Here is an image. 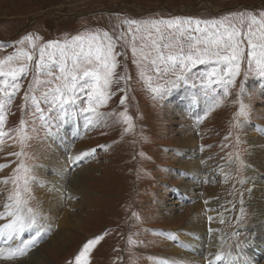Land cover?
<instances>
[{"label":"rangeland","instance_id":"rangeland-1","mask_svg":"<svg viewBox=\"0 0 264 264\" xmlns=\"http://www.w3.org/2000/svg\"><path fill=\"white\" fill-rule=\"evenodd\" d=\"M231 32L245 39L239 72L226 95L222 61L190 66L182 74L179 67L161 74L151 64L153 42L161 47L171 42L172 48L163 49L167 54L180 50L178 41L187 52L189 34L204 39ZM249 33L252 43H264V0H0V69L27 67L17 79L0 76V131L7 139L14 128L17 142L0 140V213H5L0 225L14 218L7 212L19 209L27 217L33 213L29 208L38 207L36 177L40 171L44 177L55 175L45 164L50 136L57 138L76 121L78 135L69 136L72 149L64 152H90L81 160L86 167L83 194L66 200L46 227L38 222V229L20 234L23 248L22 241L39 230L37 243L16 255L23 261L28 251L40 249L45 258L37 264H75L84 243L99 236L86 264H164L169 253H176L172 260L194 255L198 259L186 264H206L202 256L210 243L203 238L198 245L197 237L186 241L191 235L184 226L200 204L205 233L215 227L214 217L223 212L228 216L226 240L218 250L232 247L235 254L237 243L247 251L253 249L251 242L264 245V220L255 226L252 203L254 179L259 177L264 186V50L249 48ZM81 40L85 49L94 40L113 46L117 67L104 104L89 99L93 78L78 72L75 87L70 78L64 79ZM61 49L68 55L62 56ZM85 55L77 63L92 68L83 65ZM213 70L217 75H211ZM120 76L125 79L118 80ZM150 83L163 85L162 95L153 93ZM250 139L262 151L261 160ZM74 164L78 166L66 163L71 176L79 173ZM219 185H225L224 193L213 199L208 191ZM79 202L80 207L71 206ZM66 212L78 213L79 228H61ZM172 232L175 243L165 237ZM57 233L64 237L54 246ZM180 243L186 246L177 253ZM255 258L261 257L255 253L248 264H257Z\"/></svg>","mask_w":264,"mask_h":264},{"label":"bare ground","instance_id":"bare-ground-1","mask_svg":"<svg viewBox=\"0 0 264 264\" xmlns=\"http://www.w3.org/2000/svg\"><path fill=\"white\" fill-rule=\"evenodd\" d=\"M74 122L77 123L76 121ZM74 122L73 123L70 122L69 126L65 127V132L68 133V136H66L65 132H62L61 134L60 133L57 134L58 136L57 138L54 137V135L50 136V141L52 142V148L47 153L45 164L48 166L51 165V169L54 171L55 175L52 176L51 178H48L46 176L44 177L43 172L40 171L41 176L38 175V177H36L37 179H35V182L33 184L35 186L36 195L38 197L39 204H38V207L35 209V211H33V213L30 215H34L37 220V224L39 222L43 226H45L47 222L48 223L51 222V220L54 218V215L55 216L58 215V213L62 209L64 202L66 200L69 203V201L72 198H74L76 194L82 195L83 194L82 192L84 191L82 190L83 189V184H82L83 174L82 173L84 172V169L86 167L85 168L83 167V165L81 164V161L78 162V166L74 164V166L76 167L75 171L79 173H75L73 176H71L72 173H69L66 167V163H68V166H70V163L72 164L73 161L70 159L71 157H75L84 152V151L82 152L73 151L71 155H66V153L64 152V149H67V154H68L69 151L72 149L70 145L72 144L73 140L71 141L69 136L78 135L79 129H77L78 127H76ZM9 133L11 135V136H8L9 138L6 139L5 138L6 136H2L0 137V140L2 141L4 140L5 141L4 144H10V143L16 144L17 142H16L14 128H10ZM250 141L255 147L254 139H250ZM252 152L253 154L257 153L258 160L260 159L259 156L263 154L262 151H259L260 153H258L256 147L252 149ZM195 173H197V171H195ZM254 182L257 184L256 186L257 189L255 190L253 194L254 197L252 196L253 197L252 203L256 209V213H254L253 215V220H254L253 222L255 223V226H256V223L258 221L264 220V191H263L264 186L261 185L262 180H260L259 177L255 178ZM215 188L216 189L208 191L210 192V194L212 193L211 196L213 197V199L216 197L219 198V194L222 195V193H224L223 191L225 189V185H219L218 187H215ZM67 189H69V191H67ZM80 205H81V202H79L78 204L76 203L72 204L71 206L80 207ZM210 206L216 207V205L214 204H211ZM201 208L203 209L202 204L193 207L192 213H191L192 216L190 215L188 216V219L184 226L186 227L185 229L186 233L191 235V236H188L186 241H190V240L194 241L196 240L195 237H197L196 243L198 245L201 244V241L203 240V238L205 239V242L210 243L209 250H207L205 254L206 256H202V262L206 260L205 261L206 264H209L210 261H211V264H243L244 261H247V264H248V262L253 260L252 259L253 255L256 253V256H260L261 258H258V259L255 258L254 261H256V263L258 262L257 264H264V261H263L264 255L261 254V252L264 251V245H255L253 242H251L250 247L252 245L253 249H250V251H247L246 249L237 247V244H238L237 243L236 245L233 246L235 250V254L232 252V247L231 249L227 248V250L225 251L223 248L218 250L220 248L219 243L221 244V246H223L224 245L223 242H225L224 240H226L225 237H226L227 232L223 231V229H226L228 226L227 220H226L228 216H226L225 213L223 212L221 216L219 214L218 216L214 217L213 222H214L215 227L211 228L210 232L205 233V229H204V232L202 229L203 228L202 222H203L204 217L202 216L203 213H201L200 211ZM17 210L18 212H20L19 214L21 216V211L19 209H14V211H17ZM61 221H62L61 226H63L61 228L63 230H66V228H68L69 226L79 228L81 219L79 218L78 213L70 214L69 212H66ZM6 223H9V222H6ZM199 232H203L204 236L200 237V235H198ZM208 233H210V237H207ZM8 236H9V230L5 229L3 232H0V264H33L37 259L40 260V259L45 258V255L42 254L40 249L38 251L36 250V252L28 251L23 261L20 259L19 256L17 255L13 256L12 255L13 250L16 251V254L20 253L18 251V249L20 248V242H21L19 240L20 235L12 233L13 238L11 240L8 239ZM63 237L64 236H61L60 233H57L55 238L52 240L54 242L53 245L54 246L57 245L63 239ZM165 237L166 239H168L169 241H172L173 243H175L177 239L173 232L166 234ZM263 238H264V235H263ZM168 240H166V244L169 248H171L173 244L169 242ZM177 245L180 251H178L177 248H175V252L179 253L181 251H184L183 249L185 247L183 245L185 244L180 243ZM244 250H246L247 253ZM250 252H253V254H251ZM244 253L247 255L246 256L247 258L245 257ZM259 253L261 255H259ZM175 254L176 253L166 254V257H168V259L164 261V264H186L185 260L192 261V259H198L194 255L185 257L184 259L185 255L182 254L178 258V261L175 257L173 258L174 260H172V256H174ZM241 254H244V255H241ZM218 255L220 257L219 260H217L216 258ZM18 257L19 259L17 260ZM242 257L243 258L245 257L246 259L242 260L243 259ZM9 258H14V259H9Z\"/></svg>","mask_w":264,"mask_h":264},{"label":"snow or ice","instance_id":"snow-or-ice-1","mask_svg":"<svg viewBox=\"0 0 264 264\" xmlns=\"http://www.w3.org/2000/svg\"><path fill=\"white\" fill-rule=\"evenodd\" d=\"M199 32V29H197ZM252 33H249L247 37V43L249 48L253 51L259 46L262 50H264V43L257 45L252 43ZM30 39V38H28ZM75 39V38H74ZM245 38L239 32H231L225 33L224 35L211 36L201 39L196 36H192L189 34L186 37L187 48L189 51H184V46L180 45L177 41V45L179 47V51L172 52L169 51L167 54L163 49H170L173 47L171 42L165 43L162 47L155 42H153V47L156 49V55L151 59V64L155 66L156 71L164 74L169 70L175 71L177 67L181 70V74L184 71H190V66L195 65H204L206 63H219L224 62L225 67L221 69V75L225 78L224 90L225 95L227 94V86L232 84L234 78L237 76L240 68V58H241V48L240 45ZM83 41L81 40V44L79 46L80 51H73L71 53V59L73 63V69L71 72H68L67 75L64 76V79L70 78L73 82L72 87H75V82L78 80V72L82 73L83 77H91L95 81V85L92 90L88 93L89 99H93L96 104H104L108 98L111 97V93H106V89L112 83L110 79L114 75V70L117 67V63L115 61V56L113 55V46L110 43L104 44L101 42H97L94 40L91 44L88 45L87 49L85 47H81ZM133 54L135 55L136 49L133 48ZM82 53H86L85 58L83 60V65H92V68L87 66H82V64L77 63V57H79ZM61 55H68L63 49H61ZM261 55H264V51H262ZM215 57V61L212 58ZM44 58V50L41 51V59ZM147 59V57H144ZM28 60H32V56H28ZM133 63H136L134 60ZM257 63H260V60H257ZM160 64H163L165 67L160 68ZM2 65V63H0ZM61 73H65V68L62 66L60 69ZM27 73V67L25 65H21L19 68L10 69L8 72H4L0 69V76H10L13 79H17L20 75H25ZM261 73L264 74V66L261 67ZM211 75L215 76L217 73L215 70L211 73ZM180 78L179 76L177 77ZM60 79V77H57ZM119 79H125V77L120 76ZM169 84L175 86L174 81H169ZM151 87V83L149 85ZM13 87L18 88V85H14ZM163 85H157L156 87H151V91L156 93L158 96L162 95ZM59 91V88L56 89ZM27 96V93L25 94ZM120 103L123 104L124 100L121 99ZM128 118L126 117V121ZM4 117L0 115V125H3ZM23 123V121H21ZM129 127L131 124L129 123ZM5 133L0 131V137L4 136ZM91 152H95V149L90 150ZM90 154L89 150H85L83 153L71 157L70 159L73 163H77L82 159L86 158ZM18 155V154H17ZM0 167H3L0 165ZM19 196V193H16ZM10 207L9 205H5L7 209ZM29 213H32L33 210L31 208L28 209ZM7 216L9 218L14 217V219H10L9 223L0 225V232H3L5 229L9 230L8 239L11 240L12 233L20 235L25 231L31 230L34 226L38 229L37 220L34 215H29L27 217H22L19 215L18 210L13 212H7ZM5 217V213H0V219ZM39 236V230H37L35 235H32L29 239L23 240L22 243L24 245L23 248H19L18 251L23 254L27 247H31L35 243H37V237ZM100 237H96L86 241L82 247V250L79 251V254L75 256V264H82L85 262V257L88 254L89 248L97 243V240ZM237 247H241V245H237ZM12 255H16V251H12ZM217 260L220 259L219 255L216 257ZM86 264V262H85ZM211 264V261L209 262Z\"/></svg>","mask_w":264,"mask_h":264}]
</instances>
